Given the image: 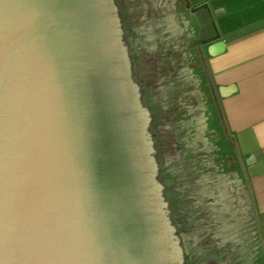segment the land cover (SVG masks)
I'll return each instance as SVG.
<instances>
[{"label":"water","instance_id":"1","mask_svg":"<svg viewBox=\"0 0 264 264\" xmlns=\"http://www.w3.org/2000/svg\"><path fill=\"white\" fill-rule=\"evenodd\" d=\"M136 20L126 0H0V264H188Z\"/></svg>","mask_w":264,"mask_h":264},{"label":"crops","instance_id":"2","mask_svg":"<svg viewBox=\"0 0 264 264\" xmlns=\"http://www.w3.org/2000/svg\"><path fill=\"white\" fill-rule=\"evenodd\" d=\"M138 1L130 13L141 8L140 20L163 15L161 35L177 41L174 67L195 71L204 101L197 89L183 94L182 104L206 107L208 168L222 171L198 180L205 182L211 220L222 224L184 247L187 263L264 264V0Z\"/></svg>","mask_w":264,"mask_h":264},{"label":"rangeland","instance_id":"3","mask_svg":"<svg viewBox=\"0 0 264 264\" xmlns=\"http://www.w3.org/2000/svg\"><path fill=\"white\" fill-rule=\"evenodd\" d=\"M126 2L130 12L134 9L133 4L135 7L141 3L138 0H126ZM137 10L142 9L137 8L131 14L137 17L136 24H140L136 50L142 65L151 69L149 74L143 77L148 75L151 78L154 77V82L146 85L149 104H154L153 116L156 120L162 166L169 169L174 202L183 203L179 208V227L182 245L188 249V244L196 234L198 238L204 240L212 233V230L216 231L222 224L216 220L217 217L211 220V205L208 204L206 193H204L205 182L201 184L198 181L208 174L222 173V171L219 168L217 170L208 168L210 167L208 161L213 156V150L210 148L212 137L209 135L207 120L204 118L206 107L202 105L201 109H192L182 104L183 94L197 89L200 90V94L202 92L200 84H197L195 71L190 67L188 69L174 67L175 42L177 41L172 36L161 35L162 29L158 22L163 15L155 13L140 20L138 18L140 12ZM149 21H151L150 28L153 29V34H150L152 37L144 30L145 25L149 27ZM201 96V101H204L203 93ZM204 137L208 141L207 144ZM194 139L195 144L201 147L193 143ZM206 188L207 191L211 189L212 183H209ZM212 224L215 226L211 230Z\"/></svg>","mask_w":264,"mask_h":264},{"label":"trees","instance_id":"4","mask_svg":"<svg viewBox=\"0 0 264 264\" xmlns=\"http://www.w3.org/2000/svg\"><path fill=\"white\" fill-rule=\"evenodd\" d=\"M130 23V25H132L131 24V22H129ZM131 31V33L133 32L132 30H131V28H130V30H129V32ZM136 65V66H135ZM134 67H137V61L135 60V57H134ZM145 70V71H144ZM141 73H138V72H134V74H135V76L137 77V79L139 80V82L141 83V85L142 86H144V85H147V84H151V83H153L154 82V77L153 78H151L149 75L148 76H146V77H143V76H145V75H147V74H149V72L151 71V69L149 68V70H146V69H144ZM140 74H141V76H140ZM145 82H144V81ZM144 89V88H143ZM145 90V89H144ZM148 91L147 90H145V101L144 102H146V100H147V102H148V100H149V97H148V93H147ZM147 95V96H146ZM144 100V99H143ZM149 104V103H148ZM152 124L154 125V123L152 122ZM152 125V126H153ZM155 139H156V142H157V140H158V137H155ZM169 173L167 172V170H166V168L164 167V166H162L161 165V167H159V174H158V178L160 179V181L165 185V188L166 189H172L173 188V186L171 185V184H169V182H168V178H169ZM167 199L169 200V205L171 206V208H174V198L173 199H171L169 196H167Z\"/></svg>","mask_w":264,"mask_h":264},{"label":"flooded vegetation","instance_id":"5","mask_svg":"<svg viewBox=\"0 0 264 264\" xmlns=\"http://www.w3.org/2000/svg\"><path fill=\"white\" fill-rule=\"evenodd\" d=\"M123 28L125 29V27H123ZM125 30H126V29H125ZM130 62H131L130 65L134 63V62L132 63V61H130ZM133 67H134V65H133ZM131 68H132V67H131ZM131 72H132L131 74H133V76H134V78H135V80H136V76H135L134 72H133V71H131ZM131 78H132V77H131ZM143 81H144V80H143ZM137 84H138V83H137ZM139 84L141 85L140 82H139ZM139 84H138V85H139ZM141 86H142V85H141ZM141 89H142V88H141ZM140 94L142 95L143 92L140 93ZM142 98H143V97H142ZM178 243H179V242H178ZM183 259H184V254H183V257H182V263H183Z\"/></svg>","mask_w":264,"mask_h":264}]
</instances>
